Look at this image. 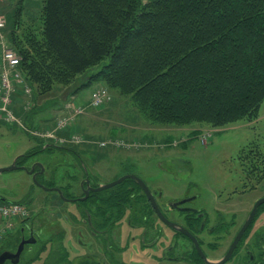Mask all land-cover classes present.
Listing matches in <instances>:
<instances>
[{
  "label": "trees",
  "instance_id": "obj_1",
  "mask_svg": "<svg viewBox=\"0 0 264 264\" xmlns=\"http://www.w3.org/2000/svg\"><path fill=\"white\" fill-rule=\"evenodd\" d=\"M28 1L16 0L4 29L32 90L28 121L61 88L75 95L94 83L132 95L152 123L223 127L257 117L264 102V0H43L37 18L24 14ZM36 143L17 165L42 151H66ZM133 185L125 180L98 195L117 207ZM57 237L43 245L37 237L16 264L38 261L48 244L46 262L73 264Z\"/></svg>",
  "mask_w": 264,
  "mask_h": 264
},
{
  "label": "rangeland",
  "instance_id": "obj_2",
  "mask_svg": "<svg viewBox=\"0 0 264 264\" xmlns=\"http://www.w3.org/2000/svg\"><path fill=\"white\" fill-rule=\"evenodd\" d=\"M42 1L29 0L24 14L32 12L37 18ZM15 4L16 0H0V13L5 14L8 23L12 21ZM28 18L22 17L24 21ZM4 38L7 41L6 33ZM99 88L108 90L110 100L92 108L90 93ZM17 100L24 104L14 108V115L27 130L17 124L0 122V168L11 167L15 160L35 149L38 140L64 146L66 151L53 148L24 162L26 166L33 160L39 162L43 173L36 181L45 188L60 189L62 195L75 198L79 195V179L86 169L100 185L132 174L148 188L159 191L163 200L194 197L191 205L203 209L211 221L221 212L228 222L227 212L233 208L250 209L256 199L264 197V102L256 118L212 127L196 122L152 123L136 108L132 95L109 90L99 83L75 95H68L61 88L37 104L44 110L34 114L32 121H28L33 111L32 105L28 108L30 99L22 96ZM60 120L65 124L57 126ZM46 132L53 133L52 138L40 134ZM71 149L75 154L68 152ZM0 199L19 203L27 213V217L18 218L11 232L3 236L0 254L16 251L21 239L19 230L26 227L36 231L41 245L48 239L56 243L60 233L73 264H83L78 259L91 254L88 236L84 246L78 243L79 227L74 219L79 218V204L64 201L58 193L36 185L25 170L17 168L0 173ZM255 224L254 229H264L263 218ZM11 234L14 236L10 241ZM24 236L28 237V231H24ZM139 237V231L130 229L124 220L119 237V246L125 249L121 259L126 264H158L153 252L139 248ZM49 249L48 244L33 264H51L46 262ZM222 253L223 249H218L210 257L217 258Z\"/></svg>",
  "mask_w": 264,
  "mask_h": 264
},
{
  "label": "flooded vegetation",
  "instance_id": "obj_3",
  "mask_svg": "<svg viewBox=\"0 0 264 264\" xmlns=\"http://www.w3.org/2000/svg\"><path fill=\"white\" fill-rule=\"evenodd\" d=\"M37 163L39 162L33 160L27 166L26 163L23 165L30 170L32 165ZM84 171L82 178L79 179L81 191L74 198L79 204V218L74 221L79 227L77 235L79 245L81 247L85 245L86 236L90 239L91 254L82 256V258L88 256L90 264H126L120 256L125 249L119 246L120 227L124 220L130 229L139 231V248L153 252V259L158 264H206L192 239L179 228L187 231L196 239L207 261L218 262L227 254L254 204L264 198L256 199L252 207L247 209L248 211L233 208L232 212H227L230 215L228 222L224 220L221 212L214 221H211L203 209L191 205L195 200L194 197L163 200L159 191L148 188L152 194L154 206L151 199L134 182L136 186L128 188L125 192L126 197L118 200L117 205L119 206L114 207L112 198L103 199L100 198L102 195H98L108 193L103 191L110 188L97 192L90 190L96 189L100 184L95 177L87 173L86 169ZM33 173L36 174L37 180L43 171L35 166ZM85 191H88L86 197ZM91 195H97V197L91 198ZM82 198L84 199L81 200ZM84 203H89L90 207H85ZM105 203L106 208L104 209ZM158 212L174 226L165 223ZM260 217L264 219V204L258 207L231 255L223 264H264V229L261 231L254 229ZM25 230L28 231L27 238L24 236ZM19 231L21 232L20 241L29 240L31 237L36 241V231L31 227L21 228ZM219 242L222 243L221 247ZM218 249H223V253L217 258L210 257V253ZM82 258L78 260L82 261Z\"/></svg>",
  "mask_w": 264,
  "mask_h": 264
},
{
  "label": "built area",
  "instance_id": "obj_4",
  "mask_svg": "<svg viewBox=\"0 0 264 264\" xmlns=\"http://www.w3.org/2000/svg\"><path fill=\"white\" fill-rule=\"evenodd\" d=\"M6 22L5 15L0 13V122L7 125L17 124V126L27 130L23 122L14 115V108L24 104H19L18 98L25 96L30 99L32 90L19 70L20 58L4 38ZM109 100L110 96L106 89H95L90 93L89 106L97 108L105 105ZM30 105L29 102L28 108ZM64 124L65 121L60 120L57 126ZM40 134L47 138H52L53 135L50 132ZM25 217H27V213L19 203L0 199V241L3 236L11 232L18 218Z\"/></svg>",
  "mask_w": 264,
  "mask_h": 264
},
{
  "label": "water",
  "instance_id": "obj_5",
  "mask_svg": "<svg viewBox=\"0 0 264 264\" xmlns=\"http://www.w3.org/2000/svg\"><path fill=\"white\" fill-rule=\"evenodd\" d=\"M143 1H146V0H143ZM46 146H48V145H45V147H46ZM35 166L40 167V168H41V171H43V167H42V165H41L40 163H37V164L32 165V167L30 168V170H27L25 167H19V166H17V165H16V160H15L14 163H13V165H12L11 167H8V168H0V173H2V172H4V171H9V170H12V169L21 168V169L25 170L29 175H32V177H33V181L36 183V185H38V186H40V187H42V188H44V189H46V190H50V191H54V192L58 193V195H59L64 201H76V199H67V198L63 197L61 190L58 189V188H45V187H43L42 185H40V184L36 181V174L33 173V170H34V167H35ZM125 180H132V181H134V182H135V183H136V184L142 189V191L144 192V194H145L148 198L151 199V201H152V203H153V205H154L153 197H152V194L150 193L148 187L143 183V181H141V179H139L138 177H136L135 175H132V174L122 176V177H120L119 179H117V180H115V181H113V182H111V183L103 184V185H100L99 187H97L96 189H90V190H92V191H96V192H97V191H102V190H105V189L111 188V187H113V186H116V185H118V184L124 182ZM87 194H88V191H85V197H86ZM85 197H84V198H85ZM84 198H82L81 200H83ZM262 204H264V198H261L260 200H258V201L254 204L252 211L250 212L248 218H247L246 221L244 222V224H243V226H242L240 232H239L238 235L236 236L235 240H234L233 243L231 244V246H230V248H229L227 254L225 255V257H224L223 259H221V260L218 261V262H209V261H207V260L205 259L204 255L202 254V252L200 251V249H199V245H198L196 239H195L193 236H191V234H189L187 231H185V230H183V229H181V228H179V227H178V228H179L181 231H183V233H185L187 236H189V237L192 239V241H193V243H194V245H195V247H196L198 253H199L200 256L204 259V261H205L206 264H223V263L228 259V257L231 255V253H232L234 247L236 246V243H237L238 239L240 238L241 234H242V233L244 232V230L248 227V225L250 224V222H251L253 216L255 215V213H256L258 207H259L260 205H262ZM154 206H155V205H154ZM158 215L160 216V213H159V212H158ZM160 217H161V219H162L165 223L169 224L170 226H174L172 223H170L169 221H167L166 219H164L162 216H160ZM35 242H36L35 239H33L32 237H31V239H29V240H28V239H27V240L22 239V240L19 242V244H18V246H17L15 252L4 251V252H2V253L0 254V264H5L6 262H10L11 264H16V263H18V261H19V259H20V256H21V254H22V252H23V250H24V247H25L26 245H28V244H34Z\"/></svg>",
  "mask_w": 264,
  "mask_h": 264
},
{
  "label": "crops",
  "instance_id": "obj_6",
  "mask_svg": "<svg viewBox=\"0 0 264 264\" xmlns=\"http://www.w3.org/2000/svg\"><path fill=\"white\" fill-rule=\"evenodd\" d=\"M7 125V124H6Z\"/></svg>",
  "mask_w": 264,
  "mask_h": 264
}]
</instances>
